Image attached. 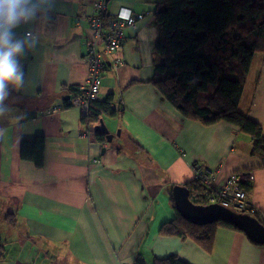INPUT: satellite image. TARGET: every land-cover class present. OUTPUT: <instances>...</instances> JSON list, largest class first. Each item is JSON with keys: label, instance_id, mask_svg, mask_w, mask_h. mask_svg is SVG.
<instances>
[{"label": "crops", "instance_id": "obj_1", "mask_svg": "<svg viewBox=\"0 0 264 264\" xmlns=\"http://www.w3.org/2000/svg\"><path fill=\"white\" fill-rule=\"evenodd\" d=\"M94 1L53 0L46 19L18 29L37 43L21 61L24 87L0 114V224L18 242L0 264H133L138 251L148 260L175 254L187 264H264V245L242 232L218 228L211 253L159 234L175 214L172 187L193 180L195 163L220 169L222 177L253 172L249 198L264 221V167L250 155L251 140L226 122L184 118L151 84L153 13L162 0H108L109 18L121 8L144 15L125 30L113 55L120 63L106 61L101 73L98 99L112 93L122 108L101 118L111 141L98 140L99 122L82 125L79 108L63 105V88L89 78L86 17ZM238 108L261 124L264 138L262 54L252 59ZM38 136L41 168L20 155L21 143Z\"/></svg>", "mask_w": 264, "mask_h": 264}, {"label": "trees", "instance_id": "obj_2", "mask_svg": "<svg viewBox=\"0 0 264 264\" xmlns=\"http://www.w3.org/2000/svg\"><path fill=\"white\" fill-rule=\"evenodd\" d=\"M110 16L105 14V20ZM153 26L157 39L153 49L151 84L159 94L192 121L210 126L229 123L252 142L251 156L264 167L262 126L239 111V102L256 54L264 55V0H162L155 5ZM63 105L82 97L83 87L63 88ZM122 113L113 94L92 100L81 124H97L103 116ZM104 141L101 134H97ZM44 139L38 136L21 143L20 155L25 160L43 166ZM192 202L207 205L209 191L192 180L185 185ZM251 187H245L248 193ZM170 202L173 201L170 194ZM174 217L162 223L159 234L191 240L206 253H211L218 228L241 232L230 224L215 222L195 225L184 220L174 209ZM263 225L257 213L252 214ZM6 256L5 243L0 239V260ZM133 264H187L177 255L164 258L145 257L138 251Z\"/></svg>", "mask_w": 264, "mask_h": 264}, {"label": "built area", "instance_id": "obj_3", "mask_svg": "<svg viewBox=\"0 0 264 264\" xmlns=\"http://www.w3.org/2000/svg\"><path fill=\"white\" fill-rule=\"evenodd\" d=\"M108 0H96L92 7L94 14L88 15L90 35L85 40L86 53L84 60L88 66L89 78L82 86L85 93L82 97L71 100V105L78 107L81 114H86L92 100L98 99L102 71L106 61L113 60V55L124 39L125 30L135 26L144 18L142 13H133L130 9L121 8L109 21L105 20ZM114 64L120 63L113 60ZM193 180L204 186L208 192L206 204H218L236 213L252 215L253 204L248 197L245 187L254 183V174L251 171L232 172L224 177L220 169H211L198 163L191 166Z\"/></svg>", "mask_w": 264, "mask_h": 264}, {"label": "clouds", "instance_id": "obj_4", "mask_svg": "<svg viewBox=\"0 0 264 264\" xmlns=\"http://www.w3.org/2000/svg\"><path fill=\"white\" fill-rule=\"evenodd\" d=\"M54 7L53 0H0V114L8 109L6 100L25 84L22 58L35 47L36 36L18 29L46 19Z\"/></svg>", "mask_w": 264, "mask_h": 264}, {"label": "water", "instance_id": "obj_5", "mask_svg": "<svg viewBox=\"0 0 264 264\" xmlns=\"http://www.w3.org/2000/svg\"><path fill=\"white\" fill-rule=\"evenodd\" d=\"M95 132L104 135L107 142L112 139L102 120L96 125ZM190 196L185 185H174L171 189L173 207L187 222L199 226L219 221L227 223L244 233L252 243L264 245V225L253 215L236 213L218 204H195Z\"/></svg>", "mask_w": 264, "mask_h": 264}, {"label": "rangeland", "instance_id": "obj_6", "mask_svg": "<svg viewBox=\"0 0 264 264\" xmlns=\"http://www.w3.org/2000/svg\"><path fill=\"white\" fill-rule=\"evenodd\" d=\"M14 232L13 230H9L7 226H3V224H0V235H1V240L2 242L5 243V248L6 252L9 253V251L15 250V246H17L18 242H16L14 239V236L12 233ZM11 240V241H9ZM18 248V247H17ZM16 248V249H17Z\"/></svg>", "mask_w": 264, "mask_h": 264}, {"label": "bare ground", "instance_id": "obj_7", "mask_svg": "<svg viewBox=\"0 0 264 264\" xmlns=\"http://www.w3.org/2000/svg\"><path fill=\"white\" fill-rule=\"evenodd\" d=\"M116 66V65H115ZM250 199V198H249ZM254 208V207H253ZM254 213H256L255 209H254Z\"/></svg>", "mask_w": 264, "mask_h": 264}]
</instances>
